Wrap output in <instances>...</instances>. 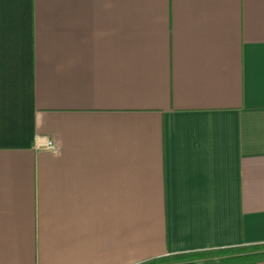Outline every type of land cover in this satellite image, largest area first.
I'll use <instances>...</instances> for the list:
<instances>
[{"label": "crops", "instance_id": "obj_1", "mask_svg": "<svg viewBox=\"0 0 264 264\" xmlns=\"http://www.w3.org/2000/svg\"><path fill=\"white\" fill-rule=\"evenodd\" d=\"M259 243L264 0H0V264Z\"/></svg>", "mask_w": 264, "mask_h": 264}, {"label": "trees", "instance_id": "obj_2", "mask_svg": "<svg viewBox=\"0 0 264 264\" xmlns=\"http://www.w3.org/2000/svg\"><path fill=\"white\" fill-rule=\"evenodd\" d=\"M264 260V243L177 252L138 264H244Z\"/></svg>", "mask_w": 264, "mask_h": 264}, {"label": "built area", "instance_id": "obj_3", "mask_svg": "<svg viewBox=\"0 0 264 264\" xmlns=\"http://www.w3.org/2000/svg\"><path fill=\"white\" fill-rule=\"evenodd\" d=\"M47 147L49 149H55L56 148V145L52 141H49Z\"/></svg>", "mask_w": 264, "mask_h": 264}]
</instances>
